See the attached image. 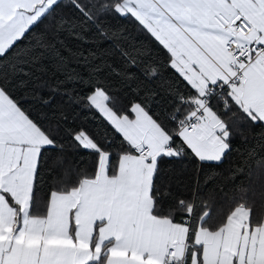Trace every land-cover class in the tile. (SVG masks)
<instances>
[{
	"label": "snow or ice",
	"instance_id": "1",
	"mask_svg": "<svg viewBox=\"0 0 264 264\" xmlns=\"http://www.w3.org/2000/svg\"><path fill=\"white\" fill-rule=\"evenodd\" d=\"M62 105L108 127H68ZM256 124L264 0H0V264H264L251 204L196 214L237 132L232 176L264 182ZM68 150L94 157L71 183ZM42 169L60 175L38 197Z\"/></svg>",
	"mask_w": 264,
	"mask_h": 264
},
{
	"label": "trees",
	"instance_id": "2",
	"mask_svg": "<svg viewBox=\"0 0 264 264\" xmlns=\"http://www.w3.org/2000/svg\"><path fill=\"white\" fill-rule=\"evenodd\" d=\"M122 24H129L127 20H120ZM73 46H75L76 42H70ZM107 47L108 45H103ZM82 71V69H81ZM167 75H173L174 73L169 72L166 73ZM60 78L63 79L61 76L53 77V79ZM77 87H79L77 85ZM86 94V92H84ZM22 95V94H21ZM44 95H49L48 92H44ZM131 97L124 99V103L126 104ZM165 103L167 102L164 97L160 98ZM62 97L57 96L53 101L52 107L61 106ZM24 106L28 107L32 104L31 100L23 101ZM69 113H70V121L71 116L73 114L78 113L79 115L76 116V120L74 123H69L68 127L79 128L81 126L85 127L90 133L96 134L95 130L100 128H107L106 122L103 118L99 115V113L92 111L89 112H82L78 107L75 105L68 106L62 105ZM87 117L86 122L81 124L83 118ZM248 125H243L242 129L247 134ZM252 131L259 133L260 131L264 130V126L262 124H256L251 126ZM111 131V129H108ZM70 139V138H69ZM119 139V137H117ZM244 145L241 143L239 132L235 135L233 140V151L230 153L224 160L223 163L216 164H205L204 170L207 171L209 169H215L220 175H218L213 181L209 182L204 188V199H208V193L212 192L213 197L209 200L210 207H204L201 203V206L197 208V217L202 215L205 211L210 212V222H215L218 219L226 216L229 211H231L238 203L242 201H246L247 203L251 204L253 207V214L256 219H260L264 217V196H261V191H264V187H262V181H260L255 174L249 176L248 172L245 171L244 173L236 174L234 177L230 172V168L237 166L234 162H236L239 158L236 154V150L238 148H243ZM56 153L55 151H51L49 155V159L51 156H54ZM66 160L65 166L69 172V183L74 181L77 177L75 172L83 169L86 171L92 170V162L94 157H91L90 154L86 151L80 150H68L66 152ZM194 160H188L185 158L184 160H165L162 162L161 167L167 168L172 166L174 168L179 169L181 166L186 165L187 167L191 168L194 166ZM44 174V179L42 181V186L37 189L38 197L40 195L46 196L47 193L51 190V184L53 176H59L60 171L57 170L56 172L48 175L45 169L41 170ZM203 175V173L201 174ZM179 218V217H178Z\"/></svg>",
	"mask_w": 264,
	"mask_h": 264
},
{
	"label": "crops",
	"instance_id": "3",
	"mask_svg": "<svg viewBox=\"0 0 264 264\" xmlns=\"http://www.w3.org/2000/svg\"><path fill=\"white\" fill-rule=\"evenodd\" d=\"M264 126V125H263Z\"/></svg>",
	"mask_w": 264,
	"mask_h": 264
}]
</instances>
